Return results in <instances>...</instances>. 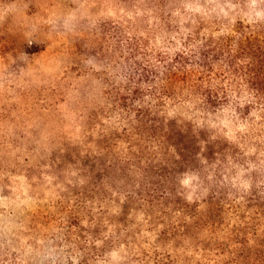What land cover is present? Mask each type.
I'll use <instances>...</instances> for the list:
<instances>
[{
    "label": "rangeland",
    "instance_id": "1",
    "mask_svg": "<svg viewBox=\"0 0 264 264\" xmlns=\"http://www.w3.org/2000/svg\"><path fill=\"white\" fill-rule=\"evenodd\" d=\"M240 20L263 22L264 0H0V264L196 258L209 239L198 225L218 198L224 227L251 222L264 237V215L248 201L264 202L263 150L248 152V169L231 164L223 185L179 174L164 209L137 195L155 179L142 169L158 161L118 140V88L149 69L147 53ZM66 208L80 210L89 233L73 247Z\"/></svg>",
    "mask_w": 264,
    "mask_h": 264
},
{
    "label": "trees",
    "instance_id": "2",
    "mask_svg": "<svg viewBox=\"0 0 264 264\" xmlns=\"http://www.w3.org/2000/svg\"><path fill=\"white\" fill-rule=\"evenodd\" d=\"M167 44L147 53L149 69L118 88V124L123 127L118 140L135 150L139 161H158L142 169L155 179L138 198L156 201L164 209L179 174L210 177L223 185L231 164L248 169L253 160L248 152L264 153V21L201 28ZM222 120L244 130L228 137L213 129ZM261 200L254 193L248 199L258 204V216L264 215ZM223 202L218 198L212 213L198 225L209 235L198 257L152 252L142 263L264 264V237L251 222L224 227ZM245 208L240 206L239 212L248 213ZM66 211L69 216L63 214L60 223L67 224L63 237L73 247L89 233L80 210Z\"/></svg>",
    "mask_w": 264,
    "mask_h": 264
}]
</instances>
